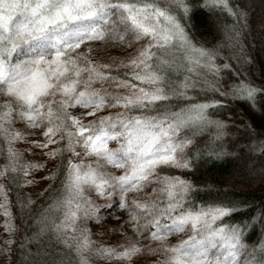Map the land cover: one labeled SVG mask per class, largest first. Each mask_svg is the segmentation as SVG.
<instances>
[{
    "label": "snow or ice",
    "instance_id": "snow-or-ice-1",
    "mask_svg": "<svg viewBox=\"0 0 264 264\" xmlns=\"http://www.w3.org/2000/svg\"><path fill=\"white\" fill-rule=\"evenodd\" d=\"M250 7L0 0V209L8 237L0 264H264V211L236 221L244 201L198 205L199 193L212 189L194 176L207 159L227 156L250 184L264 185V64L259 79L244 75L254 63ZM258 28L264 51V24ZM116 48L130 51L121 58L111 54ZM233 71L238 82L229 84L223 74L231 79ZM234 102L248 123L224 114ZM205 130L214 136L201 146ZM21 141L29 148L17 149ZM109 219L121 238L115 247L92 239L97 226L109 234Z\"/></svg>",
    "mask_w": 264,
    "mask_h": 264
},
{
    "label": "trees",
    "instance_id": "trees-1",
    "mask_svg": "<svg viewBox=\"0 0 264 264\" xmlns=\"http://www.w3.org/2000/svg\"><path fill=\"white\" fill-rule=\"evenodd\" d=\"M231 3H235L236 0H230ZM251 7L249 8V14L251 18V27H252V35L248 37V45H249V53L254 59V63L248 66V70L244 72L246 77H255L259 79L262 71L261 65L264 64V51L261 49V33L259 31L258 26L264 24V0H250ZM207 10H205V14L203 16L197 17V23L201 26V31H203V25L206 22ZM223 23V21H222ZM230 26V25H229ZM199 36V34H198ZM221 38L226 42L227 37L221 34ZM127 49L124 48H116L111 50V54L113 56H118L123 58L126 55ZM225 52H228L229 49H224ZM223 79L228 81L229 84H235L238 82V77L235 72L232 73V78L229 79L227 72L223 74ZM204 94L201 93V96ZM232 111H228L224 113L226 116L233 117L236 120L241 118L245 119V123H248L246 119V110L239 102H234L229 105ZM258 118V116H257ZM239 131H243V125L237 124L235 126ZM239 133H235L238 135ZM214 136V132L212 130H205L203 135L197 137L198 140L202 142L201 146L205 144L211 143V140ZM234 138V136H233ZM17 149L24 150L29 148V145L25 144L23 141L18 142L16 145ZM7 145L3 143L2 139H0V169H2V161L3 154L6 153ZM29 156L31 153L29 152ZM37 162V161H34ZM51 167V165H49ZM173 175H180L183 179H193V174L184 172L176 169L168 170ZM194 176L196 179H199L202 183L201 186L210 185L211 191H201L197 198L196 203L199 205L205 202H211L213 200H224V201H244L246 204L244 205L245 211L237 214L234 219L239 221L241 219L246 218L249 214H254L259 217L261 212L264 211V185L259 183L257 180L255 183H249L248 180L242 173V170L238 168L237 163L227 157L216 158L213 157L211 159H207L206 163H203L198 170H194ZM45 187L47 184L44 185ZM30 194L29 189L24 190V196L27 197ZM10 199L13 201L16 200V194H13ZM2 202V201H0ZM207 206V205H206ZM42 207V205H36L37 210ZM13 215L17 217L16 223L20 224V208L18 205L14 203L12 207ZM3 209H0V243L8 237L3 238L4 233V216L2 215ZM26 223H28L26 221ZM91 223V222H90ZM104 223L109 226V234L108 235H100L101 229L97 226L93 231L97 232L99 237L108 238L109 240H115L117 243L120 242V236L118 233H113L110 231L112 227L116 225L115 220H105ZM94 235L92 238H94ZM100 239V238H99ZM255 239V237H253ZM54 240V238H53ZM46 243H51L46 239ZM158 257H147L141 258L139 260V264H154L155 260ZM3 257H0V262H2ZM97 264V262H96ZM115 264V262H114Z\"/></svg>",
    "mask_w": 264,
    "mask_h": 264
},
{
    "label": "rangeland",
    "instance_id": "rangeland-1",
    "mask_svg": "<svg viewBox=\"0 0 264 264\" xmlns=\"http://www.w3.org/2000/svg\"><path fill=\"white\" fill-rule=\"evenodd\" d=\"M264 8V7H263ZM100 235L95 236L94 238H92L97 244L101 245V246H118V243L115 240H109L108 238H104V237H99ZM7 237L6 233H5V229H4V233H3V238ZM100 238V239H99ZM97 264H107L106 261H104L102 258H97L96 259Z\"/></svg>",
    "mask_w": 264,
    "mask_h": 264
}]
</instances>
